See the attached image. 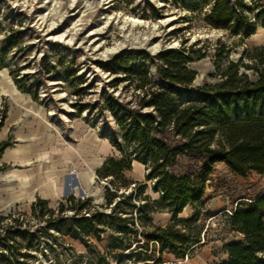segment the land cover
<instances>
[{
	"label": "rangeland",
	"instance_id": "1",
	"mask_svg": "<svg viewBox=\"0 0 264 264\" xmlns=\"http://www.w3.org/2000/svg\"><path fill=\"white\" fill-rule=\"evenodd\" d=\"M50 1L0 0V144L8 143L3 151L0 147V238L7 230L19 232L7 247H0V264H216L226 259L225 244L241 238L229 215L238 203L264 191V176L257 173L242 176L224 163L216 165L192 224L193 229L203 228L200 245L185 258H176L169 250L162 252L154 241L147 247L141 245L143 232H153L152 227L140 226L135 235L129 233L127 237L134 240L129 246L125 232L116 233L108 219L100 223L92 218L95 212L112 215V205L107 203L115 188L111 180L129 182L119 190L125 196L138 187L144 189L143 200L152 202L162 195L153 189L155 180L148 178V161L132 155L130 169L103 166L108 158L124 159L125 152L135 147L125 139L107 101L114 98L136 107L142 94L135 86L144 69L153 82L162 85L158 71L162 62L156 57L170 48L185 46L195 51L196 59L187 64L197 72L193 88L221 82L218 68L225 69L229 61H240V74L256 79V71L242 63L262 66L255 55L256 48L264 47V20L246 12L257 22L253 37L211 24L208 17L215 0ZM78 1H90L89 8L101 4L81 16L77 34H67L74 20L80 19L73 5ZM226 1L234 6L236 0ZM244 3L254 13L263 12L264 19V0ZM105 17L112 18L105 23ZM131 17L142 20L137 32L151 34H121L119 21ZM93 29L102 33L91 34ZM152 42L161 45L153 50ZM116 44L120 49L103 53L104 47ZM123 58L129 63L116 73L112 65ZM53 164L58 170L66 168L57 176L54 200L41 196L39 183L42 176L48 181ZM106 167L111 170L108 177L103 175ZM141 199H126L121 211L136 219L134 205L138 208ZM194 212L187 206L178 218H190ZM151 216L161 227L172 219L165 208ZM76 217H87L92 226L105 231L100 236L95 232L84 235L73 222Z\"/></svg>",
	"mask_w": 264,
	"mask_h": 264
},
{
	"label": "trees",
	"instance_id": "2",
	"mask_svg": "<svg viewBox=\"0 0 264 264\" xmlns=\"http://www.w3.org/2000/svg\"><path fill=\"white\" fill-rule=\"evenodd\" d=\"M246 12H253L255 20H264L263 12L254 13L244 0H236L234 6L226 0H215L208 20L217 28H234L235 34L244 31L249 36L255 32L257 22L251 21ZM194 54V50L185 46L160 52L156 59L162 62L158 71L163 84L158 86L153 82L145 68L135 86L142 94L136 107L123 105L114 98L107 101L125 139L133 141L135 147L125 152L124 159L111 157L103 166L112 164L130 169L132 155L148 161V178L155 180L153 189L162 195L152 202L147 198L143 200L144 189L138 187L125 196L119 190L122 186L128 187L129 182L124 180L117 184L111 180L115 188L107 203L112 205V215L91 213L100 223L108 219V226L116 233L125 232L123 238H128L129 233L135 235L137 227H152L153 232H143L145 240H141L144 241L141 245L147 247L154 241L161 245L162 252L169 250L176 258H185L200 245L203 228L193 229L192 224L198 219L199 204L204 201L208 181L218 163H224L238 175L257 173L264 176V47L256 48L255 55L262 66L242 63L256 71V79L240 74V61H229L225 69L218 68L223 78L221 82L196 88L192 86L197 72L187 66L196 59ZM146 57L152 58L148 54ZM128 63V59H119L112 69L118 73ZM7 146L8 143L0 144L1 151ZM114 146L123 150L116 142ZM106 170L104 177L110 175L111 170L107 167ZM116 197L123 199L116 201ZM133 197L143 200L138 208L134 205L136 219L121 211L125 200ZM187 206L195 209L194 215L178 218ZM163 208L172 213L166 227L155 224L151 216ZM229 221L241 238L225 244L227 258L216 264H264V191L248 202L238 203ZM73 222L84 235L95 232L100 236L105 231L92 226L87 217H76ZM18 233V230H7L5 237L0 238V247H7L8 240H13ZM123 238H120L122 243ZM128 240L131 246L134 240Z\"/></svg>",
	"mask_w": 264,
	"mask_h": 264
},
{
	"label": "bare ground",
	"instance_id": "3",
	"mask_svg": "<svg viewBox=\"0 0 264 264\" xmlns=\"http://www.w3.org/2000/svg\"><path fill=\"white\" fill-rule=\"evenodd\" d=\"M56 0H51L50 2H54ZM85 1V0H84ZM84 1H78L76 4H73L75 5V8H78V13L75 14L76 17H80V19H75L74 20V26H72L73 28L70 29V32L67 33V34H77L76 30L78 29V25H79V22L82 21V18L81 16L84 14H86L87 11H91L94 9V7H98L101 2H97L96 3V6H91L89 8V6L91 5V2L90 1H86L85 4H84ZM107 1H110L111 0H107ZM106 1V2H107ZM109 2V3H110ZM74 10V9H73ZM44 18V16L42 17V19ZM112 18V17H105V23H108L109 19ZM117 18V17H115ZM112 23V22H111ZM142 24V20L136 18V17H131V18H123V20L119 21V29L121 34H151L149 31L147 33H142V32H137V29H139V26ZM102 32H100V29H93L92 30V33L91 34H101ZM105 33V32H103ZM204 37H209L211 34H215L214 32L213 33H204ZM263 34V33H262ZM253 37H254V34H253ZM144 42V41H143ZM141 44H142V41H141ZM161 44L157 43V42H152L150 43V47L155 50V49H158V47H160ZM123 46V45H122ZM148 46V47H149ZM120 49V45L119 44H116V46H114L113 48H108V47H104V52L103 53H112L116 50ZM47 126V125H46ZM48 127V126H47ZM46 155V153H45ZM50 158V156H48ZM47 166V165H46ZM45 168H48V167H45ZM49 173L48 174V181L47 180H44L43 179V176L41 177V180L39 181L40 184H42L43 188L41 190V196L43 198H50V199H56L57 198V192H58V174H64V172L66 171V168H63L61 170H58L56 165L53 164L51 167L49 166ZM44 170V169H43ZM43 175V174H42ZM2 180H5L6 179V176L5 175H2L1 176ZM9 178V177H8ZM90 180V179H89ZM60 186V185H59ZM61 190V189H60Z\"/></svg>",
	"mask_w": 264,
	"mask_h": 264
}]
</instances>
